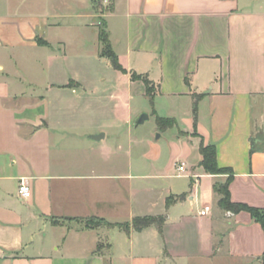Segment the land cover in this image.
Instances as JSON below:
<instances>
[{
    "label": "crops",
    "instance_id": "obj_1",
    "mask_svg": "<svg viewBox=\"0 0 264 264\" xmlns=\"http://www.w3.org/2000/svg\"><path fill=\"white\" fill-rule=\"evenodd\" d=\"M27 1L0 0V264H264L262 225L220 208L214 185L228 174L200 165L201 145H215L231 199L264 209V0ZM75 16L99 40L108 32L122 69L101 41L77 55L114 69L102 91L123 122L70 118L68 91L87 90L68 73L71 44L50 32ZM136 93L174 126L135 132ZM143 216H163L162 230H136Z\"/></svg>",
    "mask_w": 264,
    "mask_h": 264
},
{
    "label": "rangeland",
    "instance_id": "obj_2",
    "mask_svg": "<svg viewBox=\"0 0 264 264\" xmlns=\"http://www.w3.org/2000/svg\"><path fill=\"white\" fill-rule=\"evenodd\" d=\"M105 3V2H104ZM29 8H32L31 0L27 3ZM103 8L105 5H101ZM97 10L100 12V4H97ZM61 19V18H60ZM62 20V19H61ZM81 17H68L65 21V27L60 29H55L50 32V37L52 38L54 44H57L56 40L58 38H63L68 44H71V56L67 59V69L68 73L78 74L81 78V83L87 92H84L83 88L78 89L76 93L69 90L66 98L68 100L69 107H75L76 113L70 114V118H74L76 121L81 123V127L92 126L95 129L98 127H108L112 123L123 122L126 120V113L117 109L114 110L113 102L110 101V94L102 91L104 84L114 83L109 81L112 79L110 75L114 72L112 67H108L105 63H100L92 55H77L78 53L87 54L90 48L82 46V44H101L98 38L97 27L91 28L90 31L84 32L81 30L80 24ZM121 34V32L119 33ZM118 33L116 32L113 39L118 38ZM92 51V50H91ZM100 74H105L107 78L106 82H100L97 76ZM133 123L135 127V132L138 134L151 135L155 133V136L159 133L158 126L156 122V115L153 111V106L149 97H142L140 94H135V99L133 101ZM149 112L150 117L142 124H137L136 121L138 116L143 112ZM137 124V125H136ZM109 129V128H108ZM109 131H115L110 130ZM185 179L174 178L177 183H183ZM89 218H81V222L84 224L88 223Z\"/></svg>",
    "mask_w": 264,
    "mask_h": 264
},
{
    "label": "trees",
    "instance_id": "obj_3",
    "mask_svg": "<svg viewBox=\"0 0 264 264\" xmlns=\"http://www.w3.org/2000/svg\"><path fill=\"white\" fill-rule=\"evenodd\" d=\"M100 41L103 45L102 48V55L107 56L111 59L113 62V65L119 69H122L121 64L118 61V57L113 51L112 45L109 40V35L106 30V28L103 26L100 30ZM47 43V42H43ZM133 76L136 78L137 74H133ZM148 93L150 95L153 94V87L150 86V83L148 82ZM196 109V107H195ZM175 124V120L173 118H166V117H157V125L161 129H165L168 127H172ZM200 152L202 155L200 165L206 170L207 173L211 174H228V178L225 182H217L214 185V191L217 195H219L218 205L223 210L231 211L234 213L240 212V211H248L253 218L258 221L264 230V209L258 208L254 206H250L246 203L241 202H234L231 199L230 194V182L233 177L232 169L229 167H221L217 162V152H216V146L213 144H202L200 148ZM178 200V198H176ZM172 198H168V204L172 203ZM164 222L163 216H143V217H136L133 221V226L136 230L141 231L146 227H149L151 225L159 226V228L162 230V225ZM107 224L104 219H100L97 217L89 218L88 223H86L87 227L94 228L96 226ZM125 229L129 227V224L125 225H119ZM264 261V256H263Z\"/></svg>",
    "mask_w": 264,
    "mask_h": 264
},
{
    "label": "built area",
    "instance_id": "obj_4",
    "mask_svg": "<svg viewBox=\"0 0 264 264\" xmlns=\"http://www.w3.org/2000/svg\"><path fill=\"white\" fill-rule=\"evenodd\" d=\"M178 169L180 171H182V170H184V166L180 165L178 167ZM18 191H19L20 196L24 197V198H27V197H29L31 195V186H30L27 178H25V177L20 178L19 190ZM208 209H209V207H206L203 210H201V214H203V215L206 214ZM228 214L232 215L233 212L228 211Z\"/></svg>",
    "mask_w": 264,
    "mask_h": 264
},
{
    "label": "water",
    "instance_id": "obj_5",
    "mask_svg": "<svg viewBox=\"0 0 264 264\" xmlns=\"http://www.w3.org/2000/svg\"><path fill=\"white\" fill-rule=\"evenodd\" d=\"M149 119V114L147 112H143L137 119L136 123L137 124H142L144 123L146 120ZM93 139L95 140H99L101 137H103V133L102 134H94L91 136Z\"/></svg>",
    "mask_w": 264,
    "mask_h": 264
}]
</instances>
